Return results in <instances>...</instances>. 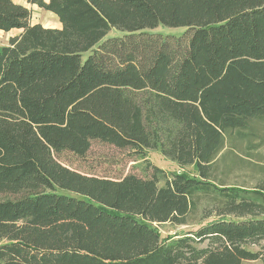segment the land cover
I'll return each instance as SVG.
<instances>
[{
  "label": "trees",
  "instance_id": "trees-1",
  "mask_svg": "<svg viewBox=\"0 0 264 264\" xmlns=\"http://www.w3.org/2000/svg\"><path fill=\"white\" fill-rule=\"evenodd\" d=\"M25 1L61 27L0 0V30H20L0 48V264L264 260L249 248L264 240V164L252 186L214 174L226 134L264 118V0ZM92 140L195 174L114 179L57 159ZM164 223L195 226L161 237Z\"/></svg>",
  "mask_w": 264,
  "mask_h": 264
},
{
  "label": "rangeland",
  "instance_id": "rangeland-1",
  "mask_svg": "<svg viewBox=\"0 0 264 264\" xmlns=\"http://www.w3.org/2000/svg\"><path fill=\"white\" fill-rule=\"evenodd\" d=\"M47 2L46 0H44ZM22 2L31 10V23H40L49 28L61 26L56 14L38 7L36 4ZM163 36H178L185 31L184 27L157 26L149 30ZM123 32L112 28L108 31L105 40L109 37L121 36ZM0 36V45L2 42ZM8 42V41H7ZM89 55V51L83 53L82 59ZM224 147L220 154H226L215 166L214 174L224 180L227 184H244L252 186L256 174V164H264V118H255L250 121L249 128L241 132L227 133ZM57 159L63 164L79 172L96 176H105L120 179L127 174H134L139 177H150L153 173V166L161 168L166 174L171 172H186L194 175L192 166L180 168L175 162L161 154L158 149H146L143 158L136 159L129 149L118 148L99 140H92L88 151L83 156H77L68 151H62ZM161 184V183H160ZM0 194V198H4ZM161 237L172 236L182 231L194 228L195 224L172 225L164 223L155 225ZM253 251H260L264 258V240L258 245H251ZM241 264H264L262 258L257 260H243Z\"/></svg>",
  "mask_w": 264,
  "mask_h": 264
},
{
  "label": "crops",
  "instance_id": "crops-1",
  "mask_svg": "<svg viewBox=\"0 0 264 264\" xmlns=\"http://www.w3.org/2000/svg\"><path fill=\"white\" fill-rule=\"evenodd\" d=\"M14 2H16V3H20V4H23V5H25L23 2H22V0H13ZM47 1V0H46ZM26 6V5H25ZM43 26V25H42ZM45 27V26H44ZM61 26H57V28H60ZM20 32V30H18V29H11V30H9V31H7V32H3V31H1L0 30V36L2 37L1 39H2V42H1V45H0V48L2 47V46H5L6 44H7V41H8V38L10 37V36H13V35H17L18 33Z\"/></svg>",
  "mask_w": 264,
  "mask_h": 264
}]
</instances>
